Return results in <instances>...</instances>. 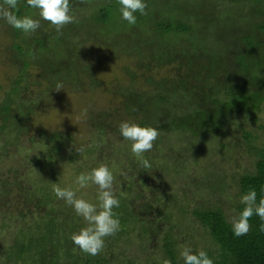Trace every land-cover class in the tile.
<instances>
[{"label": "rangeland", "instance_id": "rangeland-1", "mask_svg": "<svg viewBox=\"0 0 264 264\" xmlns=\"http://www.w3.org/2000/svg\"><path fill=\"white\" fill-rule=\"evenodd\" d=\"M21 9L23 14L35 15L33 9L26 6ZM85 12L88 16L92 14L89 8ZM181 13L184 16L181 18L192 24L190 33L155 29L157 22L163 23V16L173 19ZM262 21L264 4L257 0H147L146 14L137 13L134 25L121 20L119 12L107 26L95 27V24L94 30L85 24L68 31V24L65 25L63 32H67L70 52L74 49L76 53L69 59L79 63L73 73L72 70L58 71L55 60L48 62L51 53L41 55V50L34 46L35 37L47 42V35L55 29L49 22L41 21L34 33H22L31 48V55L22 57L13 45L23 43L15 30L0 20V104L13 92L20 77L19 97L38 101V106L22 123L13 115L6 132L1 130L0 114V264H23L10 261L8 249L19 240L21 226L38 224L39 218L50 210L43 206L40 212L35 211V215L21 216L19 212L33 208L32 202L25 201L29 196L28 188H35L36 183L46 177L47 182L72 188L78 197L96 203L97 187L89 183L80 188L75 177L100 163L111 164L113 191L129 202L128 205L123 201L117 210L128 215V221H131L130 206L137 217L130 231H118L105 238L104 248L99 253L105 256L106 264L152 261L163 264L167 259L163 237L168 228H173L179 251L190 246L194 250L215 253L217 244L193 211L220 210L229 222L238 213L236 204L240 203L241 195L236 177L242 171L254 170L255 165V158L247 154L249 143L243 130L247 128L257 135L251 140L252 144H264V91L256 98L262 101L259 108L251 115L246 113L249 117L240 118L238 124L227 123L218 134L208 135L202 141V145L207 143V147L202 148L204 151H187V141L179 142L177 146L175 137L169 139L167 135H158L153 148L144 154L150 167L143 168L140 158L132 153L120 156L116 161L111 150L115 144H121L118 142L122 138L118 124L128 120L125 100L131 89L151 92L158 80L192 81L190 75L185 76L188 57L204 51L210 54V50L216 53L221 43L225 46L223 54L227 56L224 65L230 73L236 67L235 57L237 59L241 54L255 57L257 66L259 60L264 62L263 58L258 57L259 53L250 54L247 44L240 38L248 33L255 35L254 25ZM111 32L120 36L118 43L112 41L113 35H107ZM142 39L141 46L145 49L137 53L131 48L130 41L137 45ZM208 58L206 54L199 56L193 70L201 64L207 65ZM25 62L29 66L23 74ZM252 73L259 75L254 70ZM57 82L62 83L63 89H55ZM53 133L61 138L51 140ZM174 135L175 132L170 136ZM93 143L104 148L103 156L98 152L88 153L87 149ZM72 156L77 158L71 159ZM166 165L176 166L179 170L168 176L156 167ZM53 196L49 206L56 208L55 214L66 219L69 227H82V218L54 193ZM62 243L67 248L63 240ZM69 250L80 256L79 249L73 244ZM62 252L59 251L60 255ZM57 263L74 264L72 257L66 255Z\"/></svg>", "mask_w": 264, "mask_h": 264}, {"label": "trees", "instance_id": "trees-1", "mask_svg": "<svg viewBox=\"0 0 264 264\" xmlns=\"http://www.w3.org/2000/svg\"><path fill=\"white\" fill-rule=\"evenodd\" d=\"M257 1L264 4V0ZM88 2L93 4V6L89 5ZM96 2L97 5H94ZM71 7L73 14H78L79 16H76L75 19L77 23L67 25L68 31L73 29V27L85 24L88 28L91 27V30H94L93 26L95 24V27L98 25L107 26L112 21L114 14H118L119 4L118 0H71ZM86 8L92 11L90 16L86 14ZM23 12L20 8V13L23 14ZM181 17H184L182 13L173 19H166L163 16V23L157 22L155 29L160 32L190 33L192 24L186 23ZM63 28L60 32L54 29L49 36L47 35V42L35 37V40H33L34 46L41 50V55L47 56L48 52L51 53L48 56V62L55 60L54 65L58 71L72 70L74 73L77 69L75 66L77 63L69 59V56H75L76 53L74 49L71 51L72 53L70 52V44H68L66 38L67 32H63ZM254 31L257 32L255 35L252 33L241 35L240 40L247 44L249 48L247 51L250 54L259 53L258 57L260 56L264 60V51H259V49L264 48V21L255 24ZM15 34L23 44L18 42L13 45V49L18 52L19 56L29 57L31 48L27 46L28 43L24 36L19 30H15ZM107 35L111 37L113 34L111 32ZM118 37H120L118 34L113 35L112 41L118 43ZM143 41V39L140 40L137 45L134 41H130V46L137 53L139 51L142 52L145 49L141 46ZM221 45L222 43L216 53L210 50V54L204 51L205 53L203 52L200 55L199 53H194L188 57V69L185 71L187 73L185 76L190 75L192 81L188 80L186 82L184 79H181L180 82L158 80L151 92H145L142 89L139 91L131 89L125 100V108L129 116L128 120L157 128L159 136L162 134L163 136L167 135L169 139L175 137L178 142L177 146H179V142L187 141V151L197 152L199 150L204 151L205 149L202 148L207 147V143L202 145V141L208 135L218 134L217 132L224 129L227 123L236 125L240 118L243 120L248 118L247 114L251 115L250 113L258 109L262 103L256 98L259 92L264 91V62L259 60L256 66L255 57L241 54L237 56L238 61L235 57L236 67L234 72L230 73L225 68L226 65H224L227 57L226 53L223 54L225 46ZM202 54L209 55L208 64L203 66L201 64L197 67V70H193L196 66V59ZM28 66L29 63L25 62L23 74ZM62 66L63 69H61ZM251 69L257 71L259 75L253 74ZM21 80L22 77L16 81L13 92L0 104V114L3 120L1 130L3 132L8 130L11 117L19 118L17 120L22 123L31 115L33 109L38 106V101L27 99V97H19L18 86ZM50 85L53 86L54 84L51 82ZM252 119L256 121L253 116ZM14 129H17V127L14 126ZM262 130L264 132V125H262ZM177 131L180 132L179 135ZM173 132L176 133V136H170ZM243 133L246 142L249 143L247 154L255 158V165L254 170H245L237 175L235 182L240 190V195L249 188H254L257 191V199H259L264 194V144L256 145L251 143L252 139L257 138V135L253 134L251 130L246 128ZM60 138L61 136L56 133L51 135V140H59ZM66 141H69V138ZM118 142L124 147L121 144L117 145L114 143L116 146L112 148L113 154L111 155L116 161H118V157L131 153L129 141L120 138ZM87 151L88 153L98 152L99 156L104 154V148H101L97 143H93L92 147L88 148ZM76 158V156L71 157V159ZM156 167L162 174L168 176L177 172L178 169L176 166L167 165ZM46 179L48 178L45 177V180L41 178L36 183L35 188L33 186L28 188L29 196L25 201L27 203L32 202L33 208L30 211L19 213L26 218L27 216L35 215V211L40 212L43 206L48 207L50 210L39 218L38 224L32 227L21 226L19 228L20 238L19 240L17 239L14 246L8 249V259L14 262H22L23 264H58L59 258L66 255L72 257L74 264H106L105 256L100 253L95 256H90L81 251H79L80 256L70 253L71 250L69 249H71L72 243L68 237L73 231H77L78 228L75 226L69 227L66 219H61L58 213L55 214L54 210L56 208L49 206L53 202L54 196L52 182L49 183ZM234 180L235 177H233ZM118 198L120 204L123 201L128 202L127 198ZM242 207L241 203L236 204L238 212ZM129 208L133 216L131 221H128V215L120 214L117 208L114 209L115 214L120 219L121 228L119 232L121 233L122 230L130 231L131 224L137 221L133 209L130 206ZM193 214L206 228L208 234L218 246V250L215 253H208L214 264H264V231H261L259 227L262 223L259 217L254 215L249 219L250 229L247 234L235 236L230 229V222L222 211L212 208L195 209ZM67 227L68 231L66 230ZM62 240L66 243L67 248L63 245ZM163 240L165 253L171 264H183L177 242L174 240L173 228L166 230ZM59 251H63V255H60ZM146 264L160 263L152 261Z\"/></svg>", "mask_w": 264, "mask_h": 264}, {"label": "clouds", "instance_id": "clouds-1", "mask_svg": "<svg viewBox=\"0 0 264 264\" xmlns=\"http://www.w3.org/2000/svg\"><path fill=\"white\" fill-rule=\"evenodd\" d=\"M118 12L121 20L129 25L137 21V13L146 14L147 0H118ZM27 7L35 10V15L21 14L20 8ZM76 16L73 14L71 0H0V20L7 23L13 30L23 34L34 33L41 21H47L57 32L72 22ZM56 90L63 89L57 82ZM119 135L130 142V152L140 158L143 168L150 164L144 154L153 148L157 139L158 129L151 125H142L135 121L122 120L118 124ZM114 174L105 163H100L87 172H81L75 177V183L80 188L89 183L94 184L97 191V202L92 203L78 197L69 187H61L52 183V192L58 200L70 206L77 217L82 218L84 225L70 234L73 246L90 256L97 255L105 245V238L120 231L121 224L114 209L119 207L120 201L113 191ZM240 203L243 207L231 217L230 229L235 236H242L250 229L249 219L257 216L261 220L260 229L264 231V194L257 199V191L249 188L241 194ZM183 264H214L213 259L204 249H193L190 246L182 247L179 252ZM163 264H171L165 259Z\"/></svg>", "mask_w": 264, "mask_h": 264}]
</instances>
